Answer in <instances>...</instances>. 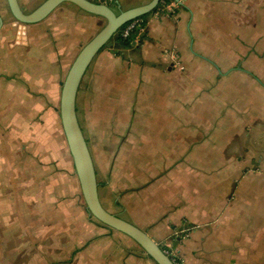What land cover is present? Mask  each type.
Instances as JSON below:
<instances>
[{
    "label": "crops",
    "instance_id": "crops-1",
    "mask_svg": "<svg viewBox=\"0 0 264 264\" xmlns=\"http://www.w3.org/2000/svg\"><path fill=\"white\" fill-rule=\"evenodd\" d=\"M0 17V264H155L88 213L62 131L61 82L105 20L64 3L24 26L6 0ZM76 109L106 210L176 264H264V0L159 4L98 52Z\"/></svg>",
    "mask_w": 264,
    "mask_h": 264
},
{
    "label": "water",
    "instance_id": "water-1",
    "mask_svg": "<svg viewBox=\"0 0 264 264\" xmlns=\"http://www.w3.org/2000/svg\"><path fill=\"white\" fill-rule=\"evenodd\" d=\"M6 3L14 22L24 26L44 20L64 3L72 4L85 13L105 20L104 26L81 47L61 82L59 115L62 131L88 213L101 224L131 238L155 264H176L144 230L110 213L101 204L92 156L76 110L77 94L82 78L98 52L127 22L152 12L159 0H150L144 5L119 11L93 0H44L29 12L22 10L18 0H6ZM2 23L0 17V26Z\"/></svg>",
    "mask_w": 264,
    "mask_h": 264
},
{
    "label": "built area",
    "instance_id": "built-area-1",
    "mask_svg": "<svg viewBox=\"0 0 264 264\" xmlns=\"http://www.w3.org/2000/svg\"><path fill=\"white\" fill-rule=\"evenodd\" d=\"M93 1L108 4V3H111L113 0H93ZM159 4L166 6L167 0H159L158 5ZM145 24H146V20L143 19L142 16L134 18L125 24V27L121 30L120 35L122 38L126 39L129 37V35L131 33L142 31ZM177 235L180 236L181 238L186 237L187 231L186 230H180V231H178Z\"/></svg>",
    "mask_w": 264,
    "mask_h": 264
},
{
    "label": "trees",
    "instance_id": "trees-1",
    "mask_svg": "<svg viewBox=\"0 0 264 264\" xmlns=\"http://www.w3.org/2000/svg\"><path fill=\"white\" fill-rule=\"evenodd\" d=\"M158 7V6H157ZM157 7L150 13L146 14V15H143L142 18L147 20L148 17L154 13L156 10H157ZM125 27V25H123L119 30L118 32L107 42L106 45H104L103 48L105 47H111L114 51H118L119 49H122V48H126V47H129L131 46V43H132V40L134 39L135 37V33L136 32H133L129 35L128 38L124 39L121 37L120 33H121V30ZM102 48V49H103ZM101 49V50H102Z\"/></svg>",
    "mask_w": 264,
    "mask_h": 264
},
{
    "label": "rangeland",
    "instance_id": "rangeland-1",
    "mask_svg": "<svg viewBox=\"0 0 264 264\" xmlns=\"http://www.w3.org/2000/svg\"><path fill=\"white\" fill-rule=\"evenodd\" d=\"M82 120H83V118H82ZM93 147H94V146H91L92 152H93L95 155H97V154H96V150H95V148H93ZM96 158H97V161H98V163H99V159H98L99 157L96 156ZM63 166H64V165L62 164V172L64 173L65 169L63 168ZM99 172H100V171H99ZM98 177H99V179H101V173H99V176H98ZM65 179H66V178H65ZM99 182H100V181H99Z\"/></svg>",
    "mask_w": 264,
    "mask_h": 264
},
{
    "label": "flooded vegetation",
    "instance_id": "flooded-vegetation-1",
    "mask_svg": "<svg viewBox=\"0 0 264 264\" xmlns=\"http://www.w3.org/2000/svg\"><path fill=\"white\" fill-rule=\"evenodd\" d=\"M77 110V109H76Z\"/></svg>",
    "mask_w": 264,
    "mask_h": 264
}]
</instances>
